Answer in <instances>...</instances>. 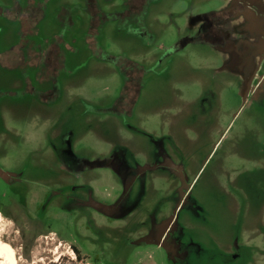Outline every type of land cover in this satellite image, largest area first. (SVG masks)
<instances>
[{
    "label": "rangeland",
    "instance_id": "rangeland-1",
    "mask_svg": "<svg viewBox=\"0 0 264 264\" xmlns=\"http://www.w3.org/2000/svg\"><path fill=\"white\" fill-rule=\"evenodd\" d=\"M146 2L138 21L109 16L90 35L92 21L74 8L39 22L29 39L37 54L63 40L66 91L51 104L21 94L24 78H35L37 96L54 100L53 90H39L45 72L0 67V239L15 264H264V94L252 96L263 86L264 19L245 4L246 17L235 12L239 5L222 22L213 13L199 22L195 41L214 48L178 51L177 24L188 25L181 14L211 2ZM2 17L0 63L33 64L36 55H12L21 24ZM226 19L228 59L218 48ZM110 57L129 85L120 102L123 77ZM83 160L95 168L77 177L91 167ZM162 162L171 168L156 169ZM11 176L29 184H8ZM125 177L145 183L131 187ZM65 182L85 207L69 201L63 208L52 201L62 202L60 193L43 196L44 187Z\"/></svg>",
    "mask_w": 264,
    "mask_h": 264
},
{
    "label": "flooded vegetation",
    "instance_id": "flooded-vegetation-1",
    "mask_svg": "<svg viewBox=\"0 0 264 264\" xmlns=\"http://www.w3.org/2000/svg\"><path fill=\"white\" fill-rule=\"evenodd\" d=\"M7 2L10 3L9 6L7 7H1L0 10H10L12 7H13V4H14V0H6ZM61 0H18V4H20L22 7H28L30 6V4H34L35 7L37 6H44L45 9H44V17L42 20H45L48 15H55V16H60V17H64V16H67L69 14V8H74V9H78V5H74V6H66V4H60ZM77 2L78 1H81L83 4H84V8L83 10L85 11V15L87 16V19L88 20H91L92 21V24L90 25V29H89V35L96 30L97 32V26H96V23H98L99 20H105V19H109V16H111V18H115L114 20H135V19H132L133 16H141L143 15L144 13V9H145V5L147 4V0H124L123 1V7L120 8L119 10H116V9H113L111 12H105L102 8H101V2L103 3H106V2H110L112 0H76ZM240 1V2H239ZM159 3L160 0H158ZM157 2V3H158ZM223 2H225V6L223 8H221V10H217V11H212L210 13H206V14H200V15H196L194 16V20H196V22H194V24L189 28L191 31H192V35H188V37L184 40H182L179 44H181V46L183 47L185 44H205L206 46L208 47H212L214 48L209 42H206V41H202V40H199V41H195L197 37L200 36V33L202 32V22L205 21L207 19V17L209 18V16H211V14L213 13H217V15H215V17L219 18L220 21L222 20V17L221 15L222 14H225V13H228V12H231V9L233 8V6L235 5H239L236 9L235 12H240L242 17H246L248 16L246 13H247V9L243 10L242 7L243 5L242 4H245L247 7H254L256 8L254 10L253 13H251L252 15L256 14L255 16L258 17V18H263L264 19V0H261V6L259 4H257V0H223ZM237 2V3H236ZM56 5L58 4L59 9H56L55 12H49L48 11V8L50 5ZM256 4V5H255ZM69 7V8H68ZM234 13V12H233ZM210 14V15H209ZM219 14V15H218ZM235 14V13H234ZM3 19L11 22L9 19H7V17H5V15H2ZM81 17V16H80ZM82 18V17H81ZM72 18H69L67 17V21H71ZM135 21H138V20H135ZM15 22V21H14ZM201 22V23H199ZM222 22V21H221ZM142 24V23H141ZM237 29H236V32L238 35L242 36L244 38L243 35H247L246 34V31H244V27H240L239 25H237ZM240 27V28H239ZM219 31H220V37L221 39H223V44H220V46L218 47L220 49V55L224 57V59H228V54H227V47H228V41H227V37H228V30H227V19H226V24L225 25H222L220 26L219 28ZM264 33V30H262V34ZM223 34V35H222ZM257 36H259L258 33H256ZM222 43V41H221ZM50 44V43H49ZM49 44H46L49 46ZM33 45V43H32ZM33 48H34V45H33ZM174 48H179V46H175ZM216 48V47H215ZM174 49L171 50V52H169L168 54H172V52ZM25 52H27V50L25 49ZM36 52V51H35ZM26 56V54H25ZM222 57V58H223ZM264 57V55H263ZM131 61V60H130ZM262 64H264V58L262 59ZM26 63V61H24ZM133 62V61H131ZM65 63V62H64ZM134 63V62H133ZM228 63H229V60L227 61V68L228 67ZM28 64H32L30 63V61H28ZM47 62L45 60L41 61L40 64H34V67H28L27 69H31V70H34V69H37L38 70V74H41V72H43V70L45 69V66H46ZM115 64V67L117 68L118 72L121 74V76L123 77V89H122V93H121V97L120 99L118 100L119 102L124 98V92L123 91H127L128 90V84H126V78L124 77L123 73L121 72V70L119 69L117 63H114ZM136 64V63H135ZM261 64V67L264 68V66H262ZM138 65V64H137ZM31 66V65H29ZM141 67H143V65H139ZM1 67V66H0ZM42 69V70H41ZM64 70V65H63V69L60 70V72L58 73V77H55L54 79H51V78H48L46 76H38V81L40 83H43V85L41 86V89L39 90H43V91H52L53 90V95L52 97H56L54 100L51 99V96L49 94H45L43 96L41 95H38L36 94V84H38V82L36 81L35 78L32 79V81H30V79L28 80V77L24 78L25 80V87H24V90L21 92L22 95H29V96H34L38 99V101L42 104H51L53 102H55L57 100V96L59 94H63L65 93V91H62L61 92V88H60V82H59V78L62 74V71ZM11 71V70H9ZM13 71V70H12ZM27 80L29 81V83H26ZM36 82V84H35ZM35 89V90H34ZM12 93V92H11ZM137 93V92H136ZM15 94V93H14ZM264 94V79H263V86H262V92L261 90L259 91V93L257 95H252V96H255V97H262V95ZM49 95V96H47ZM246 96V98H248L249 96L246 95V93L244 92V94H242V97ZM48 97V98H47ZM140 97V96H139ZM132 99H136L135 101H137L138 99V95L135 94V96H132ZM118 104V103H117ZM133 104H134V101H133ZM127 116H130L127 115ZM109 158H112V156H110ZM84 159V158H82ZM95 160V159H94ZM84 161V160H83ZM85 163H88L91 165L90 168H79L78 169V172H73L72 174H75L77 177H79L78 173H81V172H86L85 170H92L95 168V166H93L92 163H94L95 161L93 160H86L84 161ZM163 163V162H162ZM162 165H168L169 167L168 168H162L161 166ZM171 165L169 163H166V164H158L156 166V169H165L166 171L169 170V168ZM174 166V165H173ZM126 165H118L117 166V169H120L123 170L125 169ZM173 168V167H172ZM122 172H118L119 175H124ZM24 179V178H23ZM20 180L18 177H14V176H11L10 178H8V184H11L13 181H14V184H17L19 183V186H27L29 184L28 180ZM125 181H127V183H131V187H141L142 185H144L145 181L144 180H140L139 183L137 182L138 179H134V180H130L129 178L125 177L124 179ZM23 181V182H22ZM27 181V182H26ZM12 185V186H13ZM11 186V187H12ZM85 186H81V188H84ZM45 188V192L43 193V196L47 194H50V195H57L58 193L60 194H63L64 196V199L62 202H60L58 199L54 198V200L52 201H58L62 206L63 208L67 205L66 203L69 202V201H73V202H77L79 205L82 204L84 207H85V204H88V203H85L84 204V201L83 200H79L77 198V195H76V190L75 188H73V186H68L67 185V182L63 183L62 185H59V187L57 188H52L50 189L51 187H44ZM49 188V190H48ZM68 189L70 190V192H68ZM49 195V196H50ZM54 197H58V196H54ZM61 197V196H59ZM49 202V204H51V202ZM93 202H94V198H93ZM95 203V202H94ZM48 204V205H49ZM114 213V212H113Z\"/></svg>",
    "mask_w": 264,
    "mask_h": 264
},
{
    "label": "trees",
    "instance_id": "trees-1",
    "mask_svg": "<svg viewBox=\"0 0 264 264\" xmlns=\"http://www.w3.org/2000/svg\"><path fill=\"white\" fill-rule=\"evenodd\" d=\"M18 3H19L18 0H14L12 9L4 10V11L0 10L1 11L0 15H5V17H7V19H9L11 22L18 21L21 24L20 35H21L22 41L17 48L11 50L12 55L19 54L20 56H22L26 54L28 57H31L32 55H36L38 59L35 60L33 64H28L27 62L25 63L23 60L20 59L19 63H17V65L13 68L3 66L1 63H0V66L7 70H15L19 68L21 69V68H26V67L27 68L34 67V64L36 65L37 63L45 60L47 62L45 69L43 70V72H45L46 74L45 76L51 79L58 77V73L60 72V70L63 69L64 60H65L64 55L60 51V48H59L63 44L62 35H59L58 37L54 39L53 42H50L48 46L49 49H48L47 54H44V55L37 54L35 52V49L32 48L33 45L29 39L38 35L37 25L44 17L45 7L44 6L35 7V5L32 3L28 7H22ZM27 46H30V47H27ZM52 47H58L59 49V51L57 52L59 57H55V59H53L52 51L50 52V50H52L51 49ZM25 49L27 50V52H25ZM105 60L112 62V63H116L113 57H110L109 59H105Z\"/></svg>",
    "mask_w": 264,
    "mask_h": 264
},
{
    "label": "crops",
    "instance_id": "crops-1",
    "mask_svg": "<svg viewBox=\"0 0 264 264\" xmlns=\"http://www.w3.org/2000/svg\"><path fill=\"white\" fill-rule=\"evenodd\" d=\"M123 1L124 0H112V1H110V2L108 1L106 3L101 2L100 5H101V8L105 12H111L113 9L119 10L120 8H122L123 7V5H122ZM205 1H207V2L210 1L211 2V7H209V8H205L204 7V9H202L201 11L197 12L195 5H193L192 8L190 10H188V12L181 14L182 18H184V21L188 20V25H187V27L184 26V29H182L180 26H178L179 24L176 23L177 24V29H178V31H180L179 33L181 34L180 36L182 37L181 39H183V38L186 39L188 37V34H187L188 30L187 29H189L194 24V22H196V20L193 19L194 16L200 15V14L210 13L212 11L221 10V8H223L225 6V2H223V0H216V1H219L218 3H216L215 1L213 2L211 0H205ZM59 3L60 4H66V6H74L75 4L78 5V9H76L77 10L76 14L79 15V17L81 16L82 18L81 17L80 18L83 19V20L87 19V16L85 15V11L83 10L84 4L81 1L77 2L76 0H61ZM214 3H216V5H215V7H212V5ZM9 5H10V3L7 2L6 0H0V6L1 7H7ZM59 7L60 6H58V4H56V5L52 4V5L49 6L48 11L51 12V10L59 9ZM174 21H175V18H172L171 19V24L172 23L174 24ZM175 44H177V42L174 43V45ZM177 45L179 46L178 51H180V50H186L187 47L190 46L191 44H189V43L185 44L183 47L179 43ZM194 45H195V47H198L196 45H199V47L200 46H206L205 44H203V45L202 44H194ZM141 65H143V63Z\"/></svg>",
    "mask_w": 264,
    "mask_h": 264
},
{
    "label": "bare ground",
    "instance_id": "bare-ground-1",
    "mask_svg": "<svg viewBox=\"0 0 264 264\" xmlns=\"http://www.w3.org/2000/svg\"><path fill=\"white\" fill-rule=\"evenodd\" d=\"M0 264H15L14 250L0 239Z\"/></svg>",
    "mask_w": 264,
    "mask_h": 264
}]
</instances>
